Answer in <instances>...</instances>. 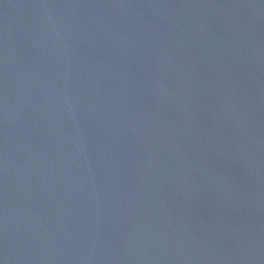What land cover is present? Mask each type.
<instances>
[{
    "label": "water",
    "instance_id": "water-1",
    "mask_svg": "<svg viewBox=\"0 0 264 264\" xmlns=\"http://www.w3.org/2000/svg\"><path fill=\"white\" fill-rule=\"evenodd\" d=\"M0 264H264V0H0Z\"/></svg>",
    "mask_w": 264,
    "mask_h": 264
}]
</instances>
